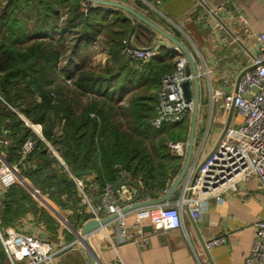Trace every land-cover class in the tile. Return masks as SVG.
<instances>
[{
    "label": "trees",
    "instance_id": "16d2710c",
    "mask_svg": "<svg viewBox=\"0 0 264 264\" xmlns=\"http://www.w3.org/2000/svg\"><path fill=\"white\" fill-rule=\"evenodd\" d=\"M92 4L83 0H0V34L7 33L0 35V93L5 101L15 102L26 119L40 124L45 137L12 112L7 128L14 156L9 152L6 156L18 163L22 175H27L25 165L38 154L44 156L45 166L56 164L43 179L42 192H49L63 206L61 196L78 190L77 173L94 175L83 186L92 201L93 195L99 201L106 186L115 185L124 175L143 182L149 194L164 189L169 167L176 160L167 142L177 139L175 128L188 120L162 128L152 125L162 79L176 68L174 49L162 45L160 57L148 61L130 58L123 53V40L132 29L129 17L121 9ZM98 42L108 50L103 61L102 51L91 52ZM64 57L67 60L62 66ZM66 90L76 93L75 99L68 100ZM89 94L102 100L93 97L83 104L79 97ZM27 137L37 140V148L20 162L19 150ZM49 144L68 167L59 162ZM39 204L31 194H7L0 225L31 211L56 233L58 220ZM87 218L77 213L71 221ZM0 264H9L1 241Z\"/></svg>",
    "mask_w": 264,
    "mask_h": 264
},
{
    "label": "crops",
    "instance_id": "0c3cea01",
    "mask_svg": "<svg viewBox=\"0 0 264 264\" xmlns=\"http://www.w3.org/2000/svg\"><path fill=\"white\" fill-rule=\"evenodd\" d=\"M118 1L134 6L166 29L178 28L181 35H175L187 45L197 61L201 71V107L190 168L199 166L218 146L225 131L243 121V116L237 109L225 106L220 99L212 102L211 92L216 89L234 90V82H237L242 72L252 65V56L260 47L253 33H264V0H142L150 5L152 11L138 6L136 0ZM235 6L246 14L248 25H243L235 19L233 14ZM124 14L129 17L133 27L131 16L125 11ZM130 34L131 32L129 37ZM135 35L132 37V42L135 44L161 43L168 48L174 47L172 42L160 34L145 36L136 31ZM4 102L5 100L0 96V147L4 146L5 155L9 152L14 156L9 150L12 139L8 137L10 130L7 128L11 114L3 113ZM205 119L206 125L203 126ZM186 121L184 126L175 128L177 139L189 134L191 115ZM214 124L221 129L218 134H212ZM33 130L45 140L40 124ZM200 134H202L201 138ZM50 149L59 162L68 167L52 146ZM14 158L16 160V157ZM185 159L186 157L184 159L176 157L166 175V187L156 191L155 194H149L145 184L138 180L140 188L137 192L142 190L140 199L158 198L168 192L180 173ZM55 165L45 166L44 156L38 154L31 164L24 167L23 172L27 174L23 175L25 183H16L11 190L12 186L9 188L0 185V214L4 213L7 194H31L39 201V207L45 208L53 215L57 213L61 217L62 215L66 217L65 223L58 220L57 232L53 233L46 227L39 214L29 211L12 223L4 222V226L0 225V232L5 233L8 227H14L49 241L54 248H65L57 258L58 264H87V251L74 242L84 223L93 217V210L83 202V192L78 185L76 193L61 196L65 206L53 199L49 192H42L43 179ZM75 177L81 180L84 186L94 175L87 172L78 176L76 174ZM22 198L21 196V202H23ZM92 199L97 203L98 199L94 195ZM50 208L55 210V213ZM77 213L86 214L88 218L74 223L71 217ZM261 218H264V188L258 178L252 177L242 181L238 190L227 192L221 199L212 198L204 202L198 220H195L189 212H184V225L181 228L157 232L152 225L147 224L146 226H152L154 231L144 229L147 233L145 239L124 241L116 223H112L107 228L112 240L117 244V250L107 238L104 228L91 236V243L102 264H246L256 238L257 229L254 223ZM219 236H224L225 241L212 246L207 245L209 240ZM80 240L84 245L82 239Z\"/></svg>",
    "mask_w": 264,
    "mask_h": 264
},
{
    "label": "built area",
    "instance_id": "2783aa9c",
    "mask_svg": "<svg viewBox=\"0 0 264 264\" xmlns=\"http://www.w3.org/2000/svg\"><path fill=\"white\" fill-rule=\"evenodd\" d=\"M92 6L96 7L95 4ZM84 10L87 11L88 7L85 6ZM210 12L213 13L212 10ZM233 14L237 21L248 25V17L238 6L233 8ZM253 36L260 47L252 56V65L234 82L235 89H216L211 92L212 102L220 99L225 106L237 109L243 116V121L234 128L227 129L218 147L210 152L199 166L187 171L178 187V198L122 213L124 206L135 201L140 185L138 189L130 184L121 185L116 192L113 190L114 185H107L100 200L95 203L83 190L82 181L74 176L83 192V202L93 210L92 218L101 219L119 213L108 225L116 223L124 241H139L147 237L144 230L147 224L152 225L157 232H166L183 227L184 212H189L198 220L204 202L212 198L221 199L227 192L238 190L242 181L256 177L264 188V33H253ZM123 42V53L132 59L143 61L160 57V48L163 45L135 44L130 37ZM173 49L176 52V68L162 79L155 107L156 115L152 120L155 128L180 124L188 119L193 111V101L186 99L183 84L186 81L192 82L194 74L188 72L189 61L183 51L177 46ZM5 103L11 106L9 102ZM15 110L21 115L17 107ZM31 128L35 127L31 125ZM36 148L37 140L27 137L20 147L19 161L26 160ZM167 148L175 157H186V141L171 139L167 142ZM122 178L126 180L130 177L124 175ZM25 182L19 165L11 162L0 150V185L10 187ZM140 191L142 192L141 189ZM108 225L101 228H104L107 238L117 250V244L108 232ZM254 225L257 229L256 238L246 264H264V218L256 220ZM95 232L88 235L90 243ZM78 233L74 243L80 244L86 251H92L97 264H102L94 245L91 243L92 248H87L80 240H84L81 231ZM0 240L11 264H58L57 258L65 250L54 248L49 241L14 227H8L5 233L0 232ZM223 241L225 237L219 236L209 240L207 245L212 246Z\"/></svg>",
    "mask_w": 264,
    "mask_h": 264
},
{
    "label": "water",
    "instance_id": "95a60500",
    "mask_svg": "<svg viewBox=\"0 0 264 264\" xmlns=\"http://www.w3.org/2000/svg\"><path fill=\"white\" fill-rule=\"evenodd\" d=\"M83 1L85 3H93L97 6L105 5V6H110L111 8H118L124 10L131 16V19L133 21V27L130 34L131 39L135 35L136 31L141 32V34L145 36H147L146 34H152V35L160 34L168 41L172 42L174 46L179 47L188 58L189 61L188 72H192L194 74V78L192 82L186 81L183 84V88L186 99L188 101H193V111L191 114V124H190L189 134L179 137L180 140L187 142V155L183 167L180 173L178 174V176L176 177V179L174 180V182L172 183L169 191L166 192L163 196L158 198L141 200L140 199L141 192L138 191L135 201L130 205L124 206L121 212L126 213L130 210L137 209L140 207L161 204L169 199H177L179 196L178 187L182 179L186 175L188 169L191 166L192 158L195 151L196 129H197L199 112L201 107V73L197 61L193 56L191 50L187 47V45L180 38H178V36L181 35V31L178 28L172 27L171 30L166 29L162 27L160 24L150 19L147 15L139 11L134 6L118 0H83ZM136 3L138 4V6H141L145 9L152 11L150 5L143 2L142 0H136ZM175 34L178 36H176ZM135 36L137 37L138 35ZM204 102H207V100H204ZM16 107H17L16 103L13 102L11 106L8 107L4 106L2 108V111L4 114L10 115L12 112H16L15 110ZM205 125H206V119L203 122V126ZM199 137L201 138L202 134H200ZM177 167L178 166H176V168ZM80 174L82 173H77V176ZM125 184H130L135 189H138L139 187L137 180H133L131 178L125 180V178H121L116 182L113 190L116 192L121 185H125ZM118 215L119 213H113L111 215L102 217L101 219L92 218L84 223L81 229V234L84 236V242L87 248H92L88 235L94 231H98L101 227L108 225L112 220L117 218ZM144 229L152 232L154 231L152 226H146ZM78 235L79 233L77 234V236ZM87 258H88L87 264H97L96 258L92 253V251L90 250L87 251Z\"/></svg>",
    "mask_w": 264,
    "mask_h": 264
},
{
    "label": "rangeland",
    "instance_id": "374dc122",
    "mask_svg": "<svg viewBox=\"0 0 264 264\" xmlns=\"http://www.w3.org/2000/svg\"><path fill=\"white\" fill-rule=\"evenodd\" d=\"M28 27L30 28L31 27V24H29V25H27V28L26 29H28ZM27 31H30L29 29L27 30ZM2 37H4V36H6L7 35V33H6V35H4L3 33L2 34H0ZM96 45V47L95 48H93L92 50H91V52H94L96 49L97 50H99V51H102L103 53H101L102 54V56L101 55H99V56H101L100 57V60L101 61H103L104 59L103 58H106V56H107V53H108V50L106 49V46L103 44V43H101V42H98V43H96L95 44ZM66 60H67V57H64V59H63V62H62V66H63V64L66 62ZM66 92L68 93V95H69V97H67L68 98V100H70L71 98H74V97H76L77 95H76V93H73V92H69L68 90H66ZM2 93H0V96L2 97ZM88 96V97H87ZM86 97H79L81 100H82V102H83V104H86L87 102H88V100L90 99V98H93V97H96V95H92V94H89V95H87ZM97 98V97H96ZM75 99V98H74ZM97 99H99V100H102L101 98H97ZM17 110H19V108H17ZM20 111V110H19ZM21 112V111H20ZM21 116L24 118V120L25 121H28V122H30V124L31 125H33L34 127H37L39 124H36V123H33V122H31L30 120H28V119H26V117L22 114V112H21ZM27 123V122H26ZM28 124V123H27ZM30 124H28L30 127H31V125ZM41 128H42V126H41ZM220 127L217 125V124H214L213 125V128H212V134H218L219 132H220ZM167 136L165 135L164 136V139L166 138ZM148 143H149V146L152 148V141H150V138L148 139V141H147ZM50 145V144H49ZM153 150V149H152ZM153 153H154V151H153ZM42 203V202H41ZM43 204V203H42ZM43 206H45L44 204H43ZM54 213H55V210H53L52 208H50ZM56 214V215H55ZM54 215L56 216V218H57V220H59V222H62V223H65V219L64 218H66V217H64L63 215H62V217L61 216H59L57 213H55ZM9 264H11L10 262H9Z\"/></svg>",
    "mask_w": 264,
    "mask_h": 264
},
{
    "label": "bare ground",
    "instance_id": "6f19581e",
    "mask_svg": "<svg viewBox=\"0 0 264 264\" xmlns=\"http://www.w3.org/2000/svg\"><path fill=\"white\" fill-rule=\"evenodd\" d=\"M82 241L84 242V240L82 239Z\"/></svg>",
    "mask_w": 264,
    "mask_h": 264
}]
</instances>
